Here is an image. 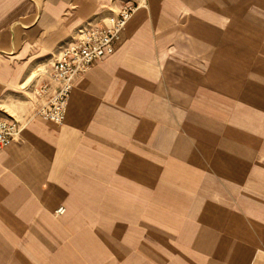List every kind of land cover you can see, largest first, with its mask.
I'll use <instances>...</instances> for the list:
<instances>
[{"label":"crops","instance_id":"1","mask_svg":"<svg viewBox=\"0 0 264 264\" xmlns=\"http://www.w3.org/2000/svg\"><path fill=\"white\" fill-rule=\"evenodd\" d=\"M134 1L0 0V264H264V0H137L63 123L35 114L58 48Z\"/></svg>","mask_w":264,"mask_h":264},{"label":"built area","instance_id":"2","mask_svg":"<svg viewBox=\"0 0 264 264\" xmlns=\"http://www.w3.org/2000/svg\"><path fill=\"white\" fill-rule=\"evenodd\" d=\"M139 5L124 4L113 15L75 30L71 39L58 48L50 70L40 73L45 78L33 87L39 101L35 114L55 124L63 123L75 78L116 50L127 22ZM18 130L15 119L0 118V150L14 140ZM55 212L63 213L64 207H58Z\"/></svg>","mask_w":264,"mask_h":264},{"label":"rangeland","instance_id":"3","mask_svg":"<svg viewBox=\"0 0 264 264\" xmlns=\"http://www.w3.org/2000/svg\"><path fill=\"white\" fill-rule=\"evenodd\" d=\"M128 3H134V4H137V3H141L140 1H134V2H128ZM124 4H127V2H125ZM123 4V5H124ZM122 6V5H121ZM120 6V7H121ZM119 7V8H120ZM264 19V18H263ZM127 25V24H126ZM126 28V27H125ZM212 35V38H213V41H221V40H227V39H236L235 37L237 36H240V34H228V33H216V34H211ZM248 39L249 40H256V36L260 39H263L264 38V32L263 33H248ZM211 38V39H212ZM237 39H239V37H237ZM236 41V40H235ZM228 50H225L224 48H216V47H211V58L213 57H220V58H223V56L225 55V53L227 52ZM211 63H213V61L211 60ZM213 67V65H211ZM32 92H33V88H32ZM5 114H0V116H4ZM17 121V120H16ZM17 124H18V121H17ZM56 213V212H55ZM57 214V213H56Z\"/></svg>","mask_w":264,"mask_h":264}]
</instances>
